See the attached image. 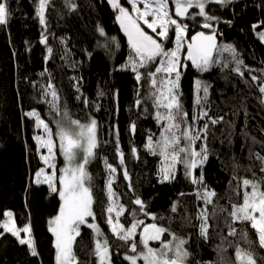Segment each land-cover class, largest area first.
I'll return each instance as SVG.
<instances>
[{
    "label": "trees",
    "instance_id": "obj_1",
    "mask_svg": "<svg viewBox=\"0 0 264 264\" xmlns=\"http://www.w3.org/2000/svg\"><path fill=\"white\" fill-rule=\"evenodd\" d=\"M36 2L9 0L10 21L0 26V223L5 221L4 213L11 211L18 228L30 225L38 256H32L28 246L21 245L16 237L3 234L0 264H56L55 238L49 231V221L58 214L62 202L48 185L35 183L36 173L44 168V163L35 139L39 136L35 118L25 115L38 112L56 136V124L62 117L46 102L51 96L43 95L49 83L55 86L61 109L67 110L71 118L81 123L97 121L98 147L87 166L92 177L95 212V220L89 218V222L97 224L108 240L112 264H129L124 256L133 253L112 234L107 223L105 160L117 168L113 187L119 194V202L128 210H137L138 206L132 201L139 197L147 205L146 211L157 217L153 221L138 212L145 224L156 223L187 239L186 248L191 253L188 264H239L237 247L251 248L258 260L264 257V249L259 248L255 232L247 224H233L237 235H228L232 223L228 213L233 204L242 201V194H237L242 193L237 188L239 180L264 177L259 171L261 163L254 155L264 156V104L261 103L264 94L259 92L264 82V42L257 35L264 31V0H233L226 7L212 3L206 8L209 15L219 18L212 24L221 36L220 44L232 45L243 60V77L233 70L235 63L227 53L225 60L229 66L226 68L213 66L208 72H198L186 61L188 66L182 70L181 101L189 122L198 112L194 92L196 79L211 85L209 114L224 117L220 124L209 126V158L203 166V174L208 189L217 195L208 205L198 199V188L185 177L182 165H177L176 177L171 183L159 182L162 158L151 155L145 145L149 135L158 139L163 125L157 122L156 109L148 99L147 80L138 84L135 73L122 70L129 62L131 47L116 15L97 0H74L75 10L65 0H51L46 9L45 28L35 16ZM122 3L131 10L126 0ZM173 11L172 7L171 14ZM188 24L189 38L202 29L199 22L188 21ZM254 25L259 27L254 29ZM101 28L104 35L100 34ZM44 37H47V45L41 43ZM171 44L173 41L169 40L165 47L171 49ZM48 47L52 48L51 54ZM251 76L258 79L253 81ZM137 99L142 100L139 108ZM145 108L147 112L143 111ZM133 123L135 133L130 131ZM202 123L198 121L197 125ZM116 129L124 165L118 158L113 135ZM133 147L137 149L138 159L132 154ZM195 147L199 149V141ZM57 158L58 167L63 166L59 150ZM124 168L131 177L132 190L123 177ZM195 171L199 173L200 169ZM57 187H60L58 183ZM174 203L176 212H172ZM204 209L211 225L207 239L199 235L197 219ZM120 220L128 227L132 218L125 212ZM142 227L137 232V243ZM80 231L74 245L79 264H98L94 255L97 239L94 231L86 225H82ZM242 232H247V240ZM150 246L158 247V244L154 242ZM138 247L142 248L139 244Z\"/></svg>",
    "mask_w": 264,
    "mask_h": 264
},
{
    "label": "snow or ice",
    "instance_id": "obj_2",
    "mask_svg": "<svg viewBox=\"0 0 264 264\" xmlns=\"http://www.w3.org/2000/svg\"><path fill=\"white\" fill-rule=\"evenodd\" d=\"M126 2L131 5L132 12L137 14L135 17L128 8L120 3V0H108V3L118 13L116 19L131 46L129 62L122 70H130L135 73L138 84L143 79L147 80L150 86L148 99L152 100L153 107L156 109L157 122L163 125L158 139L149 135L145 145L151 155L162 158L158 172L159 182L162 184L171 183L176 177L177 165H182L185 177L198 188L196 193L198 199L203 200L204 205L212 204V198L217 194L214 190L208 189L205 184L203 166L209 158L207 147L209 126L220 124L224 121V117L209 114L211 111L209 106L211 85L196 79L194 92L198 112L189 122L188 112L185 111L181 101L183 93L180 89V81L182 70L188 66L186 61H190L198 72H208L213 66L225 68L229 66L225 60V53L235 63L233 70L241 77L244 76V72L241 71L244 62L239 59L237 50L230 44L221 45L217 42V32L211 21H217L219 18L206 12L207 5L210 3L226 7L233 0H172L174 16L181 18L179 20L170 14V0H126ZM50 3L51 0H37L36 2L35 16L40 25L45 28L47 26L45 14ZM65 3L75 10L74 0H65ZM190 9L196 11L190 12ZM11 15L9 0H0V26H6ZM197 16L203 18L204 22L201 26L210 29L211 33L206 34L199 31L189 38V24L183 21H193ZM148 17H152V19L149 20ZM139 21H143L147 28L155 34V37L145 31ZM256 27L259 25L253 26L254 29ZM170 31L173 33L171 36ZM100 34L104 35L102 28ZM257 35L264 42V31ZM169 40L174 42V47L171 49L165 47ZM41 43L47 45V37H44ZM47 51L51 54L52 48L48 47ZM249 71L251 72V70ZM251 79L256 81L258 78L251 76ZM77 91H79L78 88ZM259 92L264 94V82H261ZM43 95L51 96V99L46 102L57 115L62 117L57 121L55 135L59 139V151L64 157L65 166L58 181L53 151L56 144L52 138V128L36 111L28 112L25 115L35 118L37 128L42 126L47 138L36 136L35 139L38 144L47 149L48 155L41 156V159L53 170L51 174H46L41 169L36 173L35 183L38 185L47 184L50 191L55 193L62 202L58 214L49 221V231L55 238V262L56 264H79L74 245L77 237L81 235V226L86 225L94 231L97 237L94 255L98 264H112V253L108 240L104 238V233L97 224L89 222V218L95 220V212L93 211L92 177L87 166L95 157V149L98 147L97 121L92 119L89 123H81V121L71 118L67 110L61 109L58 103L59 96L55 86L51 83L47 85ZM85 103L87 102L85 101ZM141 103V99L136 100L138 108ZM261 103L264 104V98L261 99ZM143 111L147 112V108ZM198 121H203V123L197 125ZM130 131L135 133V123L130 126ZM113 135L117 139L119 162L124 165V153L119 148L118 129L114 130ZM198 141L200 147L197 150L195 145ZM253 142H256L255 138H253ZM132 154L137 159L139 158L135 147L132 148ZM254 155L261 163L259 171L264 173V156L260 153ZM104 164L108 172L106 184L109 201L106 208L107 223L112 234L128 245L130 252L133 253V255H125L124 259L129 264H137L138 261H142L143 264H188L191 256L186 248L188 240L156 223L145 224V221L138 217V212L143 213L145 217L150 216L153 221L157 217L146 211L147 205L139 197H135L132 201L138 206L137 210H128L121 204L119 194L113 187L117 168L108 164L107 160L104 161ZM198 168L200 169L199 173L195 171ZM253 175L255 176V174ZM123 177L128 181L129 189L132 190L131 177L126 168L123 169ZM57 182L60 187H57ZM237 188L242 190V193H237L238 195L242 194V201L239 204H233L228 213L232 222L229 224L228 235H237V229L232 226L233 224H247L254 230L259 248L264 249V177L260 179L242 178L239 180ZM181 195L184 194L181 193ZM176 211L177 207L174 203L172 212ZM114 212L115 216H113ZM125 212H129L132 218L128 227L120 220ZM4 215L8 217V220L0 223V228L16 237L21 245H27L32 256H38L32 238L31 226L25 225L17 228L12 222L13 213L7 211ZM197 219L200 221L199 235L207 239L211 226L207 210H201ZM141 226L143 227L137 243V230L141 229ZM21 232L26 234V238L21 237ZM166 233L167 238H165ZM0 235L3 233L0 232ZM242 236L247 240V232H242ZM150 241L157 242L158 247L150 246ZM138 244L142 248L138 247ZM236 259L239 264H264V257H260L258 260L251 248L237 247Z\"/></svg>",
    "mask_w": 264,
    "mask_h": 264
},
{
    "label": "rangeland",
    "instance_id": "obj_3",
    "mask_svg": "<svg viewBox=\"0 0 264 264\" xmlns=\"http://www.w3.org/2000/svg\"><path fill=\"white\" fill-rule=\"evenodd\" d=\"M210 4H212V3H210ZM210 4H208V5H210ZM207 5V6H208ZM140 7H143V5H140ZM173 7V3H172V0H170V3H169V10H170V14H171V8ZM196 10H194V12H195ZM131 13H132V15L135 17L137 14L136 13H134V12H132V8H131ZM173 15V14H172ZM174 17V16H173ZM148 19L149 20H151L152 19V17H148ZM194 22H199L201 25L203 24V18L202 17H199V16H197L196 17V19L195 20H193ZM140 22V24L146 29V30H148V32L149 33H152L151 32V30L150 29H148L147 28V26L143 23V21H139ZM211 23H212V21H211ZM202 27V26H201ZM189 28H190V26H189ZM158 31H159V29H158ZM172 32L170 31V34H171ZM154 36H155V34L154 33H152ZM174 47V42H173V45H172V48ZM161 111H162V109H161ZM161 124V123H160ZM37 130L39 131V136H42V137H45V138H47L46 137V134L44 133V131H43V128H42V126L40 127V128H37ZM53 140L55 141V144H56V146H55V148H54V156H55V165H56V178H57V181H58V179H59V177L62 175V169L64 168V166H65V161H64V165L63 166H61V167H58V158H57V152H58V150H59V139H57L56 140V136H54V134H53ZM196 146V145H195ZM39 147H40V150L42 151V156H44V155H48V153H47V149L46 148H44L41 144H39ZM60 152V151H59ZM62 155V154H61ZM63 156V155H62ZM63 159H64V157H63ZM43 163H44V161H43ZM43 170H44V172L46 173V174H51V172L53 171L51 168H49L45 163H44V168H43ZM41 179H43V177H41ZM58 183V182H57ZM43 184H45V183H43ZM47 185V184H46ZM114 215H115V212L113 213ZM5 220H8V217L7 216H5ZM12 222L16 225V227H17V224H16V221H15V218H14V215H13V218H12ZM18 228V227H17ZM0 232H2L3 234H11V233H8V232H4L3 231V229H2V231H0ZM137 232H138V230H137ZM1 236L2 235H0V238H1ZM21 237H24V238H26V234L25 233H23V232H21ZM150 244L151 243H154L153 241H150L149 242ZM156 243V242H155ZM137 264H143V262L142 261H138L137 262Z\"/></svg>",
    "mask_w": 264,
    "mask_h": 264
},
{
    "label": "water",
    "instance_id": "obj_4",
    "mask_svg": "<svg viewBox=\"0 0 264 264\" xmlns=\"http://www.w3.org/2000/svg\"><path fill=\"white\" fill-rule=\"evenodd\" d=\"M98 2H100V3H105L107 6H108V8H109V10L113 13V14H115L116 16L118 15V13L112 8V6L108 3V0H97ZM120 3L123 5V3H122V0H120ZM124 6V5H123ZM127 8V7H126ZM128 10H129V12L131 13V10L128 8ZM190 12H193V9H190ZM132 14V13H131ZM173 16H174V11H173ZM174 18H176V19H181V18H178V17H175L174 16ZM188 20H184L183 22H187ZM117 23H118V25H119V27H120V24H119V22L117 21ZM140 23V22H139ZM141 27H142V25H141ZM121 28V27H120ZM121 30L123 31V29L121 28ZM203 32H205L206 34H210L211 33V30L210 29H204V30H202ZM124 32V31H123ZM124 35H125V33H124ZM125 37H126V39H127V41H128V38H127V36L125 35ZM220 35L218 34V32H217V42L220 44ZM129 44V43H128ZM115 139H116V137H115ZM116 141H117V139H116Z\"/></svg>",
    "mask_w": 264,
    "mask_h": 264
},
{
    "label": "flooded vegetation",
    "instance_id": "obj_5",
    "mask_svg": "<svg viewBox=\"0 0 264 264\" xmlns=\"http://www.w3.org/2000/svg\"><path fill=\"white\" fill-rule=\"evenodd\" d=\"M193 11H194V9H193ZM189 21V20H188ZM188 21L187 22H185V23H188ZM143 27V26H142ZM144 28V27H143ZM205 28H203L202 27V29H200V30H198L197 32H199V31H202V30H204ZM144 30H145V28H144ZM145 31H147V30H145ZM149 33V32H148ZM150 34V33H149ZM152 34V33H151ZM153 35V34H152ZM154 36V35H153ZM155 37V36H154ZM131 47V46H130Z\"/></svg>",
    "mask_w": 264,
    "mask_h": 264
},
{
    "label": "bare ground",
    "instance_id": "obj_6",
    "mask_svg": "<svg viewBox=\"0 0 264 264\" xmlns=\"http://www.w3.org/2000/svg\"><path fill=\"white\" fill-rule=\"evenodd\" d=\"M193 12H194V11H193ZM194 26H195V25H194ZM192 28H193V30H194L195 27H192ZM195 30H196V29H195ZM147 32H148V31H147ZM149 32H150V31H149ZM217 32H218V31H217ZM150 34H151V33H150ZM218 34H219V33H218ZM151 35H152V34H151ZM171 45H172V44H171ZM171 47H172V46H171ZM206 74H207V73H206Z\"/></svg>",
    "mask_w": 264,
    "mask_h": 264
}]
</instances>
